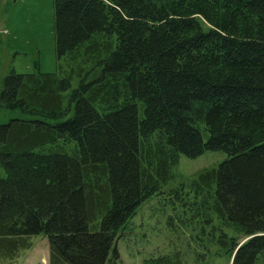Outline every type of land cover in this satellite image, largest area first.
Masks as SVG:
<instances>
[{"label": "trees", "instance_id": "16d2710c", "mask_svg": "<svg viewBox=\"0 0 264 264\" xmlns=\"http://www.w3.org/2000/svg\"><path fill=\"white\" fill-rule=\"evenodd\" d=\"M54 3L65 63L3 78L22 115L0 123V261L43 233L49 264H118L120 231L180 155L224 150L175 198L205 246L264 264V0Z\"/></svg>", "mask_w": 264, "mask_h": 264}, {"label": "rangeland", "instance_id": "374dc122", "mask_svg": "<svg viewBox=\"0 0 264 264\" xmlns=\"http://www.w3.org/2000/svg\"><path fill=\"white\" fill-rule=\"evenodd\" d=\"M54 0H0V123L21 116L5 108L1 100L4 76L13 69L19 73L40 69L57 72ZM78 79H73L77 85ZM208 132L204 131L207 138ZM227 158L224 150H206L196 157L180 155L174 176L161 192L144 201L137 213L120 231L116 244L118 264H142L150 256L179 252L186 264H232L218 251L217 243L204 245L197 229L188 222L191 212L175 198V189L203 168L217 166ZM5 174L0 164V176ZM192 224V225H191ZM32 246L23 250L13 264H49V243L43 233L31 237ZM0 264H10L1 260ZM260 264V263H258Z\"/></svg>", "mask_w": 264, "mask_h": 264}]
</instances>
